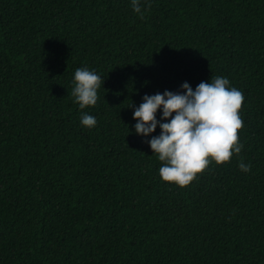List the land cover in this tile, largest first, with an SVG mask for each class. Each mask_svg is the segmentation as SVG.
<instances>
[{"label": "trees", "instance_id": "trees-1", "mask_svg": "<svg viewBox=\"0 0 264 264\" xmlns=\"http://www.w3.org/2000/svg\"><path fill=\"white\" fill-rule=\"evenodd\" d=\"M140 3L0 0V264H264V0ZM79 67L104 80L83 110ZM214 76L244 96V148L163 181L134 107Z\"/></svg>", "mask_w": 264, "mask_h": 264}, {"label": "clouds", "instance_id": "clouds-1", "mask_svg": "<svg viewBox=\"0 0 264 264\" xmlns=\"http://www.w3.org/2000/svg\"><path fill=\"white\" fill-rule=\"evenodd\" d=\"M131 6L143 19L140 0H131ZM143 7L151 5L146 3ZM73 83L71 96L80 109L97 103V90L104 80L94 70L77 68ZM181 88L183 92L165 90L154 95L145 94L143 102L134 107L133 119L137 121L135 132L142 136L155 132L159 125V135L145 142L162 162L159 168L162 180L185 187L209 166L210 159L220 165L229 162L233 154L241 153L244 144L240 142L239 130L244 127V121L240 109L244 96L223 76L211 77L210 82L201 81L195 89L184 82ZM158 110H162L160 120L157 119ZM80 123L92 128L97 120L82 112ZM238 167L244 172L251 171V165L245 164L243 158Z\"/></svg>", "mask_w": 264, "mask_h": 264}]
</instances>
